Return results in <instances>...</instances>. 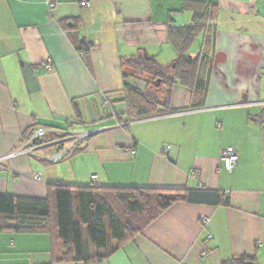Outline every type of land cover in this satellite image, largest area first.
Wrapping results in <instances>:
<instances>
[{
  "label": "crops",
  "instance_id": "0c3cea01",
  "mask_svg": "<svg viewBox=\"0 0 264 264\" xmlns=\"http://www.w3.org/2000/svg\"><path fill=\"white\" fill-rule=\"evenodd\" d=\"M196 1L218 11L204 100L192 108V85L156 87L148 74L122 67L145 57L170 69L177 58L171 30L192 23L186 0H0V195L50 198L57 183L203 187L230 197L229 206L176 202L89 264H230L239 256L264 264V0ZM124 80L157 95L150 110H164L168 91V112L134 118ZM39 127L47 145L17 153ZM64 131L93 133L74 146L52 143ZM227 146L238 154L232 172L221 160ZM60 148L67 155L45 163ZM0 264L84 263L58 260L52 224L49 232L1 229Z\"/></svg>",
  "mask_w": 264,
  "mask_h": 264
},
{
  "label": "trees",
  "instance_id": "16d2710c",
  "mask_svg": "<svg viewBox=\"0 0 264 264\" xmlns=\"http://www.w3.org/2000/svg\"><path fill=\"white\" fill-rule=\"evenodd\" d=\"M184 7L191 11L192 23L171 30L177 58L170 69L145 57L124 60L122 67L132 74H148L150 85L156 87L160 84L171 87L176 82L192 85L198 100L192 102L191 107L196 108L202 106L209 79V56L213 51L218 5L186 0ZM202 33L201 50L196 56H191L189 49ZM124 89L130 91L134 118L143 119L168 112V91L162 101L164 110L158 111L150 110L151 106L159 105L157 95L137 92L126 80ZM134 94L136 98L132 97ZM46 141L48 140L44 136L36 143ZM50 190V198L44 199L0 195V230L49 232L53 224L58 240V260L84 264L107 258L124 241L140 233L176 202L230 205L227 193L203 187H77L56 183L50 184ZM115 204L120 205L122 214L113 207ZM227 263L257 264L254 256L231 258Z\"/></svg>",
  "mask_w": 264,
  "mask_h": 264
},
{
  "label": "built area",
  "instance_id": "2783aa9c",
  "mask_svg": "<svg viewBox=\"0 0 264 264\" xmlns=\"http://www.w3.org/2000/svg\"><path fill=\"white\" fill-rule=\"evenodd\" d=\"M86 4V2H81V5L84 6ZM53 4H49V7H52ZM45 68L47 69H51L52 68V62L51 59H46L45 63H44ZM106 103V100H103L102 104L104 105ZM66 132V131H64ZM68 133V132H66ZM93 132H80V133H68L66 134L64 137H61L60 139L55 140L52 143L55 144H59L63 141H70L72 142V146H74L76 144V142H78L80 139L82 138H86L89 134H91ZM45 129L42 127L36 128L34 129L30 136H29V140H28V145L22 149H20L17 153L19 154H24V155H28V154H34V152L38 149H41L43 147H45L47 145V143H36V141L41 140L44 136H45ZM169 146H166L165 150H168ZM67 149H58L56 151H54L53 153L49 154L47 157H45V159L48 162L51 163H56L58 161H60L65 153H66ZM130 152H133V148L129 149ZM13 155V154H12ZM2 160H0V169L3 168L2 165ZM221 160L223 162L224 168L227 172H232V170L234 169L235 165L238 162V154L235 150L234 147L232 146H227L225 148L222 149L221 151ZM35 178H38V175H35ZM93 179V177H92ZM200 219L203 223L208 221V216L202 215L200 216Z\"/></svg>",
  "mask_w": 264,
  "mask_h": 264
},
{
  "label": "rangeland",
  "instance_id": "374dc122",
  "mask_svg": "<svg viewBox=\"0 0 264 264\" xmlns=\"http://www.w3.org/2000/svg\"><path fill=\"white\" fill-rule=\"evenodd\" d=\"M196 44V43H195ZM195 44L191 47V49H193L194 47H195ZM65 136V135H64ZM69 140V139H68ZM67 141V140H66ZM45 151V153H46V155H47V153L49 152V150H44ZM45 155V154H44ZM65 155H67V154H65ZM45 163H49V165H55V163H51V162H45ZM115 209H117V211L119 212V214L121 213H123V210H122V208L120 207V205L119 204H115L114 206H113Z\"/></svg>",
  "mask_w": 264,
  "mask_h": 264
}]
</instances>
